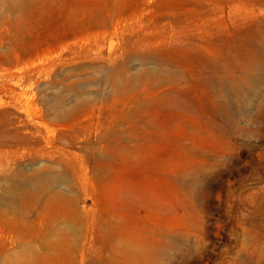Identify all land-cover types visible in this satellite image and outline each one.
<instances>
[{"label": "rangeland", "instance_id": "374dc122", "mask_svg": "<svg viewBox=\"0 0 264 264\" xmlns=\"http://www.w3.org/2000/svg\"><path fill=\"white\" fill-rule=\"evenodd\" d=\"M0 264H264V0H0Z\"/></svg>", "mask_w": 264, "mask_h": 264}]
</instances>
